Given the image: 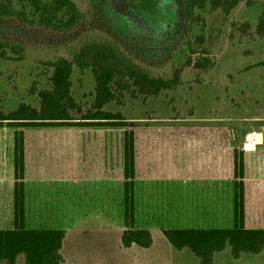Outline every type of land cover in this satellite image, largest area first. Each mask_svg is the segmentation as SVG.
Segmentation results:
<instances>
[{
	"label": "rangeland",
	"instance_id": "rangeland-1",
	"mask_svg": "<svg viewBox=\"0 0 264 264\" xmlns=\"http://www.w3.org/2000/svg\"><path fill=\"white\" fill-rule=\"evenodd\" d=\"M75 1L84 18L68 32L0 18V38L25 50L23 60L0 56V111L23 101L39 106L29 88L35 79L50 87L45 61L72 58L90 36L116 39L166 77L189 57L210 64L186 67L177 92L107 105L123 117L115 124L25 127L27 227L66 230L63 264H200L189 249L174 248L163 230L233 226L235 151L245 159L246 226L264 227V40L240 36V24H255L259 8L242 2L229 15L207 13V41L200 45L199 27L187 30L184 0H155L149 10L125 0ZM72 89L78 101L90 102L92 74L75 69ZM129 127L135 131V225L152 232L150 248L121 242ZM15 129L0 127L1 229L13 227ZM254 143L256 151L247 147ZM17 264H25L24 256ZM213 264H264V252L236 260L228 247Z\"/></svg>",
	"mask_w": 264,
	"mask_h": 264
},
{
	"label": "trees",
	"instance_id": "trees-1",
	"mask_svg": "<svg viewBox=\"0 0 264 264\" xmlns=\"http://www.w3.org/2000/svg\"><path fill=\"white\" fill-rule=\"evenodd\" d=\"M138 10H149L155 0H125ZM90 4L98 0H89ZM187 15V30L198 26L196 36L200 45H205L207 13L221 11L229 15L240 3L248 8H259L255 24L245 20L240 24L241 39L264 40V0H184ZM0 18H15L23 24L45 29L68 32L84 18V11L75 0H0ZM188 44L192 46L189 40ZM192 48V47H191ZM192 50H194L192 48ZM197 52V51H193ZM203 53H207L204 49ZM0 56L23 60L24 47L11 40L0 38ZM50 87L40 88L35 79L29 94L36 96L39 106L20 102L16 109L0 111V127L5 123L16 127L14 131V221L13 227L0 229V264H17L24 256L25 264H63L62 254L66 230L63 228H28L26 225L25 185V127L47 125L115 124L123 119L120 113L105 109L111 103L122 105L129 98L159 97L177 92L184 86V70L188 66L207 69L209 59L189 57L174 67L170 76L155 73L139 63L116 40L108 35L90 36L84 39L73 52L72 58L57 56L45 61ZM78 69L82 74L90 72L94 89L90 102H80L73 94V74ZM130 128V127H129ZM234 224L219 228H169L163 230L166 239L177 250L189 249L200 264H213L215 256L231 249L233 259L243 255L258 256L264 252V227L246 226L245 159L243 152L234 153ZM124 220L125 229L121 242L125 248L137 245L150 248L152 232L138 228L136 222V158L135 131H124Z\"/></svg>",
	"mask_w": 264,
	"mask_h": 264
},
{
	"label": "crops",
	"instance_id": "crops-1",
	"mask_svg": "<svg viewBox=\"0 0 264 264\" xmlns=\"http://www.w3.org/2000/svg\"><path fill=\"white\" fill-rule=\"evenodd\" d=\"M264 140H262L263 142ZM26 146V145H25ZM253 150L256 151L257 150V143H254V145H252ZM26 148V147H25ZM25 158H26V154H25ZM26 161V160H25ZM26 163V162H25ZM25 173H26V168H25ZM246 180V179H245ZM246 184V183H245ZM12 185H13V208H12V215L11 218L14 221V185H15V177H14V140H13V170H12ZM25 185H26V175H25ZM27 208V205H26ZM211 228V227H209ZM1 229V228H0Z\"/></svg>",
	"mask_w": 264,
	"mask_h": 264
},
{
	"label": "water",
	"instance_id": "water-1",
	"mask_svg": "<svg viewBox=\"0 0 264 264\" xmlns=\"http://www.w3.org/2000/svg\"><path fill=\"white\" fill-rule=\"evenodd\" d=\"M258 138L260 139V136H258ZM248 148L252 147V144L247 145Z\"/></svg>",
	"mask_w": 264,
	"mask_h": 264
}]
</instances>
